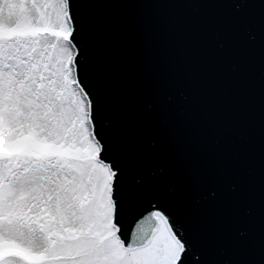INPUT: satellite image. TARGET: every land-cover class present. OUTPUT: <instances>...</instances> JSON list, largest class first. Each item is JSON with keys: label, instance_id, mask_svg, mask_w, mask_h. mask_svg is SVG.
Masks as SVG:
<instances>
[{"label": "water", "instance_id": "95a60500", "mask_svg": "<svg viewBox=\"0 0 264 264\" xmlns=\"http://www.w3.org/2000/svg\"><path fill=\"white\" fill-rule=\"evenodd\" d=\"M76 3L125 184L185 225L187 264H264V0Z\"/></svg>", "mask_w": 264, "mask_h": 264}, {"label": "snow or ice", "instance_id": "6c2138e0", "mask_svg": "<svg viewBox=\"0 0 264 264\" xmlns=\"http://www.w3.org/2000/svg\"><path fill=\"white\" fill-rule=\"evenodd\" d=\"M76 9L0 0V264H187L185 225L98 130Z\"/></svg>", "mask_w": 264, "mask_h": 264}]
</instances>
